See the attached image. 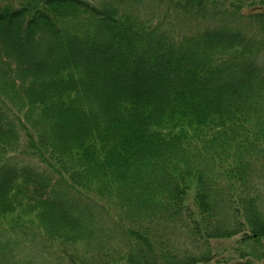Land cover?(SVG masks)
<instances>
[{"label":"trees","instance_id":"1","mask_svg":"<svg viewBox=\"0 0 264 264\" xmlns=\"http://www.w3.org/2000/svg\"><path fill=\"white\" fill-rule=\"evenodd\" d=\"M233 238L264 264V0H0V264Z\"/></svg>","mask_w":264,"mask_h":264},{"label":"rangeland","instance_id":"2","mask_svg":"<svg viewBox=\"0 0 264 264\" xmlns=\"http://www.w3.org/2000/svg\"><path fill=\"white\" fill-rule=\"evenodd\" d=\"M193 193L191 192V195ZM236 238L229 240L212 241V250L214 259L208 264H217V261L225 257H236L235 249L237 247ZM223 262V261H222ZM222 264V263H221ZM262 264V263H260Z\"/></svg>","mask_w":264,"mask_h":264}]
</instances>
